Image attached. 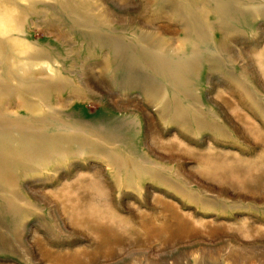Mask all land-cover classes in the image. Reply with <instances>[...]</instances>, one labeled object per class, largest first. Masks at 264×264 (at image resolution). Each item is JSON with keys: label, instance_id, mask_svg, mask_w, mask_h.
Wrapping results in <instances>:
<instances>
[{"label": "rangeland", "instance_id": "374dc122", "mask_svg": "<svg viewBox=\"0 0 264 264\" xmlns=\"http://www.w3.org/2000/svg\"><path fill=\"white\" fill-rule=\"evenodd\" d=\"M0 5V264H264V0Z\"/></svg>", "mask_w": 264, "mask_h": 264}, {"label": "bare ground", "instance_id": "6f19581e", "mask_svg": "<svg viewBox=\"0 0 264 264\" xmlns=\"http://www.w3.org/2000/svg\"><path fill=\"white\" fill-rule=\"evenodd\" d=\"M66 5H68V3ZM7 25H8V18L5 15V13L2 12V6L0 5V32H5L6 33L8 31V26Z\"/></svg>", "mask_w": 264, "mask_h": 264}]
</instances>
